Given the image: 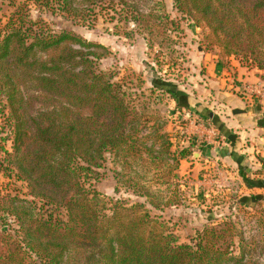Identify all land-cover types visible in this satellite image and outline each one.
<instances>
[{"label":"trees","instance_id":"16d2710c","mask_svg":"<svg viewBox=\"0 0 264 264\" xmlns=\"http://www.w3.org/2000/svg\"><path fill=\"white\" fill-rule=\"evenodd\" d=\"M173 1L209 31L211 46L264 67V0ZM106 3L128 6L130 21L146 31L155 20L162 24V17L140 13L126 0H10L0 21V98L8 128L0 138V174L28 190L25 197L0 196V218H9H3L7 230L0 227V264H259L250 251L255 240L233 221L206 226L180 243L145 204L95 189L107 155L127 168L132 161L154 164L152 180L169 187L179 179L180 162L193 155L188 147L172 151L161 126H149L152 100L135 98L139 84L114 82L113 74L98 69L102 45L31 15L36 5L84 20L85 12ZM37 102L45 109L34 114ZM124 180L153 208H163L170 188L152 191L131 172Z\"/></svg>","mask_w":264,"mask_h":264},{"label":"rangeland","instance_id":"374dc122","mask_svg":"<svg viewBox=\"0 0 264 264\" xmlns=\"http://www.w3.org/2000/svg\"><path fill=\"white\" fill-rule=\"evenodd\" d=\"M140 13H154L160 19L152 22V32L137 26L131 20L128 6L106 3L93 13L85 12V19L69 18L57 8L51 10L32 6L34 20H45L56 30H68L84 39L102 45L98 52L103 54L98 61V69L114 75V82L133 80L139 84L135 98L152 100L147 114L152 122L161 126V133H166L172 143V151L188 147L193 153L181 161L179 179L169 185H158L155 179V165L141 162H129L127 168L121 158L113 159L107 155L103 167L98 170L99 180L93 181L95 189L110 199H119L125 203H143L150 210L152 217L163 221L178 237L180 243H190L198 232L206 226H218L225 221H233L244 237L255 244L250 248L253 259L264 264V185L263 179L250 178V182L237 172L233 165L224 159H216L215 154L204 155L207 147L218 148L217 157L231 149L235 134L231 140L224 130L218 128L222 122L210 118L216 105L209 101V89L204 80L208 75V63L222 65L231 74L236 60L245 68H253L264 73L250 60L241 61L227 57L218 46H211L207 39L209 31L190 17L179 13L173 0H126ZM11 7L10 0H0V21H6L5 13ZM261 77H264L262 74ZM262 81V80H261ZM170 84L172 86H168ZM173 88L174 93L169 89ZM247 91L243 90V93ZM247 97V95H241ZM259 100L261 95L252 93ZM185 96V100L182 99ZM255 97V98H256ZM204 102L198 106L196 102ZM197 105V106H196ZM41 103L34 104V114L44 110ZM5 101L0 98V138L6 137ZM217 122V123H216ZM224 124L220 125L224 129ZM207 129L212 138H207ZM151 129L145 132L149 134ZM151 136V135H149ZM226 136V137H224ZM212 142V144H210ZM10 143L7 148L10 149ZM212 157V159H211ZM213 160V162H212ZM149 163V162H148ZM139 178L144 185L151 186L152 191L166 190L167 198L163 208L157 210L143 197L137 196L124 186L128 173ZM121 182L118 183V177ZM123 179V180H122ZM18 192L21 196L28 193L21 182L0 174V196ZM0 218V227L7 230L4 220ZM12 222V221H11ZM17 229L11 224V231Z\"/></svg>","mask_w":264,"mask_h":264},{"label":"crops","instance_id":"0c3cea01","mask_svg":"<svg viewBox=\"0 0 264 264\" xmlns=\"http://www.w3.org/2000/svg\"><path fill=\"white\" fill-rule=\"evenodd\" d=\"M232 66L234 74L220 64L208 63V75L204 77V82L210 87L208 100L216 105V111L211 113L210 118L220 120L224 124V129L220 127L222 124L218 127L226 133L223 135L235 134L233 144L230 145L231 149L220 153V157H217L219 153L215 146L207 147L204 155L209 157L214 153L217 160L224 159L229 165H233L238 173L244 172L252 178L263 179L264 100L260 101L256 96L253 98L252 93H255L254 87L258 82L264 83V77H261L264 73L257 69L245 68L236 60H233ZM243 90L248 94L243 93ZM239 92L247 97H241ZM262 97L264 99V95ZM196 103L198 106L204 104L202 101ZM214 133L215 130L210 132L207 129V138H212ZM232 138L229 137L230 140Z\"/></svg>","mask_w":264,"mask_h":264},{"label":"built area","instance_id":"2783aa9c","mask_svg":"<svg viewBox=\"0 0 264 264\" xmlns=\"http://www.w3.org/2000/svg\"><path fill=\"white\" fill-rule=\"evenodd\" d=\"M254 92L257 93V95H264V83L258 82L254 87Z\"/></svg>","mask_w":264,"mask_h":264}]
</instances>
